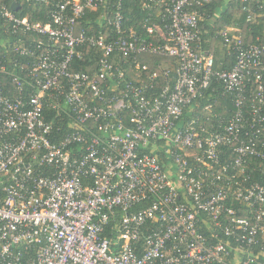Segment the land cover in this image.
<instances>
[{
	"label": "built area",
	"instance_id": "1",
	"mask_svg": "<svg viewBox=\"0 0 264 264\" xmlns=\"http://www.w3.org/2000/svg\"><path fill=\"white\" fill-rule=\"evenodd\" d=\"M114 1L25 0L42 22L0 0V264H264V46L222 29L214 70L211 0H151L154 39Z\"/></svg>",
	"mask_w": 264,
	"mask_h": 264
},
{
	"label": "trees",
	"instance_id": "2",
	"mask_svg": "<svg viewBox=\"0 0 264 264\" xmlns=\"http://www.w3.org/2000/svg\"><path fill=\"white\" fill-rule=\"evenodd\" d=\"M153 2L156 1L153 0ZM153 2L151 0H121L120 12L123 15L125 27H131L136 36L142 39H154V36L157 35V33H154V36L147 35L144 27L151 25L156 19L159 20L158 15L162 12V7L155 5L156 3ZM114 3L113 0L108 11L114 10L112 7ZM20 4L21 9L18 13L20 16H27L31 21L40 20L45 22L48 20L49 9L47 7L34 6L26 3L25 0H20ZM201 10L206 15L204 21L198 25L201 40L197 45H192V48L198 46L197 50L211 54L214 59V70H229L234 64V56H229L222 44L219 35L222 29H227L229 35L239 36L244 43L264 46V0H211L209 4L203 5ZM34 13H39V15L36 16ZM96 16L97 12H87L84 21L92 22ZM91 26L92 35H96L101 30L104 31V28L109 31L108 27L99 29L94 24H91ZM86 27L85 25L81 28L86 29ZM87 51L92 50L88 49ZM138 58L141 63L147 65L148 70L146 73L156 71L160 74L163 70L173 71L175 67L174 59L167 57L139 55ZM82 68L85 69L83 66ZM219 90L221 91V85L212 81L210 93L200 99L201 106L206 105L207 102H212V109L217 117L227 116L231 111V98L227 95L221 96ZM201 114L209 115L205 112Z\"/></svg>",
	"mask_w": 264,
	"mask_h": 264
},
{
	"label": "water",
	"instance_id": "3",
	"mask_svg": "<svg viewBox=\"0 0 264 264\" xmlns=\"http://www.w3.org/2000/svg\"><path fill=\"white\" fill-rule=\"evenodd\" d=\"M10 8H11L13 11H16L17 8H18V5H17L16 3H12V4L10 5Z\"/></svg>",
	"mask_w": 264,
	"mask_h": 264
}]
</instances>
